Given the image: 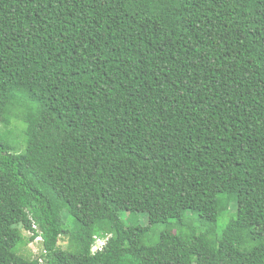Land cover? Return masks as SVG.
I'll list each match as a JSON object with an SVG mask.
<instances>
[{
    "label": "trees",
    "instance_id": "16d2710c",
    "mask_svg": "<svg viewBox=\"0 0 264 264\" xmlns=\"http://www.w3.org/2000/svg\"><path fill=\"white\" fill-rule=\"evenodd\" d=\"M0 264H264V0H0Z\"/></svg>",
    "mask_w": 264,
    "mask_h": 264
},
{
    "label": "rangeland",
    "instance_id": "374dc122",
    "mask_svg": "<svg viewBox=\"0 0 264 264\" xmlns=\"http://www.w3.org/2000/svg\"><path fill=\"white\" fill-rule=\"evenodd\" d=\"M17 123H19L18 121H16ZM236 210V206L235 204H233L231 206V209L229 212H227L226 214H224L218 223V232L219 234L221 233V231L226 227L227 223L229 222V220L231 219V217L233 216L232 213L233 211ZM193 214L191 212H188V217L192 216ZM121 219L124 222V224L127 227H135V226H148L149 225V217L148 214L146 213H127V212H121L120 213ZM192 223L197 226L200 227L199 222L196 219L192 220ZM164 230L163 226H159L156 231L157 233H160L161 231ZM157 241V240H156ZM155 241V242H156ZM38 242H40V239L38 240ZM37 241L34 243H31L28 246V250L30 252H32V254L35 255H39L42 252V248L40 247V244ZM62 247L65 248L66 244L64 241L61 242ZM103 245V243L98 240L96 243V247L93 248V252H97L98 250V246Z\"/></svg>",
    "mask_w": 264,
    "mask_h": 264
},
{
    "label": "clouds",
    "instance_id": "9594fccd",
    "mask_svg": "<svg viewBox=\"0 0 264 264\" xmlns=\"http://www.w3.org/2000/svg\"><path fill=\"white\" fill-rule=\"evenodd\" d=\"M101 242L103 243V245L98 246V250H103L104 249L103 246L106 245L105 241H101Z\"/></svg>",
    "mask_w": 264,
    "mask_h": 264
},
{
    "label": "built area",
    "instance_id": "2783aa9c",
    "mask_svg": "<svg viewBox=\"0 0 264 264\" xmlns=\"http://www.w3.org/2000/svg\"><path fill=\"white\" fill-rule=\"evenodd\" d=\"M38 240H39V239H38ZM38 240H37V241H38Z\"/></svg>",
    "mask_w": 264,
    "mask_h": 264
}]
</instances>
